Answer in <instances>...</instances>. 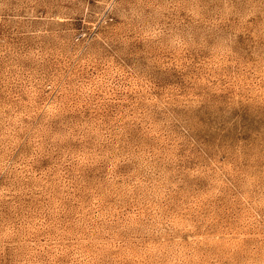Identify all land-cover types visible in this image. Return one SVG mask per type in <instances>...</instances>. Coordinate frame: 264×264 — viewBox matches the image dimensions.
<instances>
[{
    "label": "rangeland",
    "instance_id": "rangeland-1",
    "mask_svg": "<svg viewBox=\"0 0 264 264\" xmlns=\"http://www.w3.org/2000/svg\"><path fill=\"white\" fill-rule=\"evenodd\" d=\"M0 264H264V0H0Z\"/></svg>",
    "mask_w": 264,
    "mask_h": 264
}]
</instances>
